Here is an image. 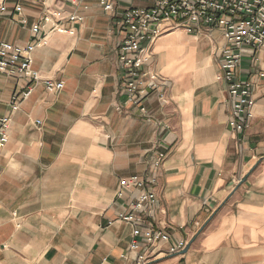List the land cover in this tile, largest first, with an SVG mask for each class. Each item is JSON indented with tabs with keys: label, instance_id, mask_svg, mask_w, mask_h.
I'll return each instance as SVG.
<instances>
[{
	"label": "crops",
	"instance_id": "1",
	"mask_svg": "<svg viewBox=\"0 0 264 264\" xmlns=\"http://www.w3.org/2000/svg\"><path fill=\"white\" fill-rule=\"evenodd\" d=\"M113 2L108 12L100 0H0V41L47 35L33 68L64 82L59 92L33 83L13 111L12 95L30 81L0 72V119H11L0 152V264H133L123 258L133 228L120 215L136 191L117 192L135 175L155 179L147 221L171 235L149 264H264V47L245 48L238 71L255 83L247 130L230 126L233 98L217 79L226 40L206 26L158 38L150 68L167 84L144 113L123 104L114 15L155 0ZM179 241L185 248L169 253Z\"/></svg>",
	"mask_w": 264,
	"mask_h": 264
},
{
	"label": "built area",
	"instance_id": "2",
	"mask_svg": "<svg viewBox=\"0 0 264 264\" xmlns=\"http://www.w3.org/2000/svg\"><path fill=\"white\" fill-rule=\"evenodd\" d=\"M100 4L106 11L113 12V0H100ZM4 9L2 5L0 15ZM55 15L46 14L40 23L33 26L35 36ZM114 16L117 19L116 29L122 34L118 45V62L122 70L125 106L140 107L145 113L147 98L166 86L167 81L161 74L150 68L154 46L160 36L179 27L195 32L206 26L218 29L226 40L217 79L225 82L233 98L230 126L237 132L250 127L256 105L255 83L241 78L238 71L245 48L258 51L264 47V0H155L150 7H130ZM47 42V35L37 36L25 46L0 41V72L30 81L27 90L12 95L13 111L30 96L32 84L42 80L39 72L33 68V53L38 46ZM259 76L264 78V72H260ZM42 81L49 92H59L64 87L63 81L50 78ZM37 123L40 121L37 120ZM10 127V118L0 119V152L9 140ZM166 156V152H160L155 165L161 166ZM154 183V178L135 175L121 180V189L117 192L118 198H121L126 189L133 190L131 196L136 191L131 200L132 212L120 215V219L133 228L134 239L129 252L123 256L133 264H149L171 239L164 229L155 228L147 221L157 201ZM185 246V241H179L169 247V253H178Z\"/></svg>",
	"mask_w": 264,
	"mask_h": 264
}]
</instances>
